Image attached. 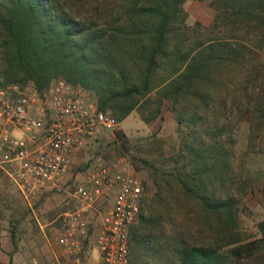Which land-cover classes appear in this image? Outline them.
<instances>
[{
    "label": "trees",
    "instance_id": "trees-1",
    "mask_svg": "<svg viewBox=\"0 0 264 264\" xmlns=\"http://www.w3.org/2000/svg\"><path fill=\"white\" fill-rule=\"evenodd\" d=\"M187 1L0 0V89L62 80L119 123L168 110L178 148L137 160L148 180L129 263L264 264V220L257 239L240 220L262 174L245 156L264 134V0H193L214 12L207 26L187 25Z\"/></svg>",
    "mask_w": 264,
    "mask_h": 264
},
{
    "label": "built area",
    "instance_id": "built-area-1",
    "mask_svg": "<svg viewBox=\"0 0 264 264\" xmlns=\"http://www.w3.org/2000/svg\"><path fill=\"white\" fill-rule=\"evenodd\" d=\"M118 126L109 113L77 88L57 80L45 93L33 84L0 89V172L25 200L57 187L70 171L71 157L87 142ZM141 181L117 164L101 165L76 186L74 210L60 218L56 244L68 264H130L129 230L137 222ZM112 198V208L104 206ZM102 209V213L99 210ZM100 217L91 239L94 217Z\"/></svg>",
    "mask_w": 264,
    "mask_h": 264
},
{
    "label": "rangeland",
    "instance_id": "rangeland-1",
    "mask_svg": "<svg viewBox=\"0 0 264 264\" xmlns=\"http://www.w3.org/2000/svg\"><path fill=\"white\" fill-rule=\"evenodd\" d=\"M184 10L187 13L186 23L189 26L196 23L203 26L210 25L214 16L211 9L198 1L188 0ZM30 84L32 83H27L24 88ZM85 95L95 103L93 97ZM117 132H122L125 136L123 140L128 141V145L124 146L129 149L128 155H131V158L133 156V159L138 155L141 157H136L132 161L127 155L120 154L119 145L115 144ZM178 143L176 123L168 110L163 109L161 118L148 125L144 124L136 113H131L123 122H118V126L112 132L90 140L72 155L70 171L57 183L56 188L59 190L53 193L59 195L54 196L55 199L48 204V206L54 204L55 208L51 211L45 208L41 198L25 200L7 177L0 172V264H68V258L56 244V237L60 229L61 216L73 211L76 205L74 196L76 186L96 168L109 164H117L141 182L147 181V172L144 168L142 169V165L137 160L150 158L161 163L169 154L175 153ZM148 144L155 151L152 155L146 153L149 149ZM245 147L246 138L240 136L238 149L242 151ZM255 151L263 155L253 154ZM248 153L249 156H245L247 167L255 174L259 172L262 174L259 175L260 181L254 188V192L247 195L243 206L240 207V220L245 237L257 239L260 237L258 224L264 220V199L261 194V190L264 189V134L250 146ZM111 208L112 198L104 206L105 211ZM102 211V209L99 210L100 213ZM49 220H53V223L46 227L47 231L44 228L48 237L46 242L38 235V223L44 224ZM93 222V226H96L100 223V217H94ZM25 228L29 229L28 233L24 230ZM1 229L10 230L14 236L5 231L1 235ZM94 237L95 235L91 234V239ZM88 264H95V262L89 260Z\"/></svg>",
    "mask_w": 264,
    "mask_h": 264
},
{
    "label": "crops",
    "instance_id": "crops-1",
    "mask_svg": "<svg viewBox=\"0 0 264 264\" xmlns=\"http://www.w3.org/2000/svg\"><path fill=\"white\" fill-rule=\"evenodd\" d=\"M59 190V188H56V189H54V188H50V189H47V190H45V191H43V192H41V193H39V194H37V195H35L33 198H31V200L32 199H36V198H41V199H43V201H44V204H45V208H47V209H49V211H51L52 209H54L55 207H54V204H50L49 206H48V204L49 203H51V201L53 200V199H55L54 198V196H58L59 194H53V193H55V192H57ZM97 217V216H96ZM44 222V221H43ZM53 223V220H49V221H47V223H38V225H39V231L38 230H36V231H38V235H39V237L40 238H42V240H44V241H46V242H48V237H47V235L45 234V229L44 228H46V227H49L51 224ZM93 224H94V222H93ZM93 224L91 225V229H90V235L91 234H94V235H96L97 234V232H98V229H99V223L98 224H96V226H93ZM25 231H27V233H28V231H29V229L28 228H25L24 229ZM6 232L7 234H11V232H10V230L9 231H7V229H5V230H2L1 229V235H3V232ZM46 231H47V228H46ZM11 237V236H10ZM86 250H89V253H90V255H91V258H90V260L91 261H93V262H96V256H97V253H96V251H95V248H94V246H92V245H89V247H88V249H86ZM96 258V259H95Z\"/></svg>",
    "mask_w": 264,
    "mask_h": 264
}]
</instances>
